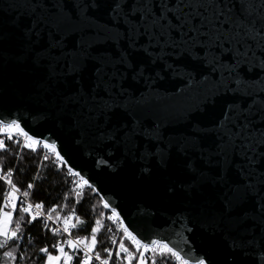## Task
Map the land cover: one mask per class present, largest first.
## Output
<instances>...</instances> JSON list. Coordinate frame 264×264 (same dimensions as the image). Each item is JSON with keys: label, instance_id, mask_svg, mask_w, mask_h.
<instances>
[{"label": "water", "instance_id": "95a60500", "mask_svg": "<svg viewBox=\"0 0 264 264\" xmlns=\"http://www.w3.org/2000/svg\"><path fill=\"white\" fill-rule=\"evenodd\" d=\"M204 2L0 0V123L54 146L141 243L264 264V142L229 140L264 130V0ZM182 10L223 11L226 38L169 28Z\"/></svg>", "mask_w": 264, "mask_h": 264}, {"label": "trees", "instance_id": "16d2710c", "mask_svg": "<svg viewBox=\"0 0 264 264\" xmlns=\"http://www.w3.org/2000/svg\"><path fill=\"white\" fill-rule=\"evenodd\" d=\"M20 133V132H19ZM1 134L0 140L4 141L5 147L0 149V171L13 170L12 185L20 193L29 192L30 202L42 205L46 214H51L60 226H68L71 229V237L85 239L91 243L92 229L99 227L96 233L97 243L92 250L100 259L106 256V249L110 247L109 221L107 209L103 201L92 187L87 186L77 176L65 167H57L55 161L57 155L50 153L45 159L42 150L43 144L26 141L22 144L16 136ZM36 144L34 147L33 145ZM27 145V147L25 146ZM43 147V148H42ZM31 185V187H29ZM83 193V195H77ZM7 194L6 187L0 181V213L1 205ZM55 209V211H52ZM12 210V219L8 227L9 233L17 231L16 224H20L18 237L10 240L4 248H0V264H45L48 254H56L54 246L58 236L54 235L49 227H45L40 220L33 219L19 209ZM57 216L60 217L57 220ZM70 217L65 224V218ZM99 221V225H97ZM72 225H75L73 227ZM4 237H0L3 241ZM47 249V252L41 251ZM73 253L72 264H79L82 255L76 249L65 247ZM11 251L13 258H8L4 253ZM178 264L175 256L167 250H149L143 256L144 264ZM139 252L133 260L121 264H140ZM94 264V262L89 263Z\"/></svg>", "mask_w": 264, "mask_h": 264}, {"label": "snow or ice", "instance_id": "6c2138e0", "mask_svg": "<svg viewBox=\"0 0 264 264\" xmlns=\"http://www.w3.org/2000/svg\"><path fill=\"white\" fill-rule=\"evenodd\" d=\"M194 2L195 3H200L201 0H187V3H185L184 5H185V7H187L188 4H191V3H194ZM204 3L215 4V6H216L215 8H220L221 7V5L218 2V0H205ZM196 15H198V14H196ZM221 17H223V20L220 19ZM178 21L179 22L175 26L169 25V28H173L176 31H179L181 28H187L188 31H195L197 33H200L201 28L206 26L208 28V30H209V33H210V36H211V40H213V41L219 40L221 35L225 39L226 35H225L224 25L231 23L230 18L227 15H225V13L223 11L216 12L215 15H213L212 13H209V15L207 17H200V24L194 26V24H193V16L189 15V14H185L184 11L182 10L181 13L178 14ZM217 22H219V24H220L219 28L217 27ZM7 129H8V131H11L13 129H19V125L9 124V125H7ZM0 130H3V129H0ZM241 133L243 135H241ZM254 133H256L258 135L259 139H255L254 138V136H253ZM262 137H264V130H259L257 132V130L252 127L251 122H247L245 124V126L240 129V132H235L234 131V132H230V134H229V140L233 144L234 147L237 146L236 145V141L237 140H241V141L244 142V146L241 148V153L243 155L246 154L245 150H248V151H252L253 150L252 142H255V143L264 142V141L261 140ZM11 138L12 137L9 136V139H11ZM33 143H38V142L37 141H33ZM25 146L27 147V145H25ZM4 147H5L4 141L0 140V149H3ZM44 147L45 148H52L54 150V146H52V145L45 144ZM57 158H59V157H57ZM45 159H47V156H45ZM164 163H166V162H164ZM69 171H71V170L69 169ZM72 174L76 175V173H72ZM9 175H11V174L9 173ZM84 183L86 184L87 181H84ZM29 187H31V185H29ZM13 191H16V190L13 188ZM24 195L27 196L28 193L25 192ZM77 195L78 196L79 195H83V193H77ZM13 207H15V206H13ZM32 207H33V205L30 204V205H28L26 208H24L22 210L25 213H29L30 209ZM42 207L43 206L40 205V204H36L35 205V208H37V209H40ZM104 207L107 208L108 205L105 204ZM52 211H55V209H53ZM4 217H5V219L3 221H0V236L4 237V240L0 241V248H4L8 244V242L10 240H14L15 238H17L18 237V232H19V229H20V224L17 223L16 224L17 231H12L11 233H9L7 226L11 222V219H12L11 213L5 212L4 213ZM35 218L36 217H33V219H35ZM49 219H51V214H49ZM59 219H60V217L57 216V220H59ZM69 219H70V217H66L65 218V224L68 223ZM99 223L100 222L97 221V225H99ZM72 226L75 227V225H72ZM64 231L67 232L68 228L65 227ZM98 231H99V227L92 229V236H91V243L90 244L86 243L85 239H80V240H76V241L68 240L67 243L71 247H75L78 244H84L85 247L88 248V251L91 252L94 249V247H95V245L97 243L96 233ZM125 233L130 238L132 243L135 245L137 251H140L141 247H143L144 251H148L149 249L151 251H156V249L159 248L161 250H167V252L171 253L172 256H176L177 255L175 252H172V249L169 248L167 244H160L158 241L153 240V241H151L150 245L149 244L141 245L140 241L137 240L135 236H132V234L127 231V229H125ZM112 243L115 244L116 241L113 240ZM41 251L47 252V249H42ZM59 251L66 256L67 260H71V256H67V254L64 253L63 247H60ZM120 251L128 253L129 254V258L130 259L132 258L131 257V253H129L128 248L125 247V244L123 242L120 243ZM4 255L6 257H8V258H13V253L11 251L4 253ZM109 255H111V253H109ZM59 259H60V257L52 256L50 254L47 257L48 264H53V262L58 261ZM96 259H98V260L100 259V256L98 254L96 256ZM84 264H88V260H85ZM101 264H109V262H108V260H103V261H101ZM141 264H143V253H141ZM153 264H156V262H153ZM161 264H162V261H161ZM200 264H205V262L203 260H201Z\"/></svg>", "mask_w": 264, "mask_h": 264}, {"label": "built area", "instance_id": "2783aa9c", "mask_svg": "<svg viewBox=\"0 0 264 264\" xmlns=\"http://www.w3.org/2000/svg\"><path fill=\"white\" fill-rule=\"evenodd\" d=\"M5 126L0 123V132L4 131ZM10 136V135H8ZM13 136V135H11ZM16 138L21 141V143L23 144L26 141V135L23 133H18L16 135ZM44 147V144H43ZM42 147V148H43ZM42 150H44L43 155H49L50 153L54 152L55 155L56 154V150L52 149V148H43ZM58 157V156H57ZM63 160L60 158H57L55 161V164L57 167H63L66 166V164L64 162H62ZM68 169V168H67ZM69 170V169H68ZM71 172V171H70ZM9 173L11 175H9ZM73 172H71L72 174ZM13 170L8 169L4 171H0V181L3 183V185L6 187L7 190V194L3 200L2 205H1V210H7V209H19L20 211L24 212L22 209L26 208L28 205H33V207L30 209V212L28 213V215H30L31 218L36 217L35 219L40 220L43 224H45V227H49L50 231L58 236L57 237V241L56 244L54 246V249L56 251H59L60 247H63V249L65 247H69L67 241L68 240H80L79 238L76 237H71V229L68 226H60L55 220H53V218L51 217V219H49V214H46L43 212L42 208L37 209L35 208V203L30 202V195L29 192L26 191L28 193L27 196L24 195V193H20L19 191H13V185H12V179H13ZM76 176V175H75ZM15 189V188H14ZM15 206V207H13ZM107 209V219L109 221V232H110V247L108 249H106V256L102 259H96V256L92 251L89 252L88 248L85 247L84 244H78L75 246V248H77L76 250L81 252L82 255V259L80 261L79 264H84L85 260H88V264L94 262V264H101V261L103 260H108L109 264H121V263H126L129 262L131 260H133L136 256V253L139 252V256L141 257V253H143V256L150 250L148 251H144L143 247H141L140 251L136 250L135 245L132 243V241L130 240V238L127 236V234L125 233V229L126 226L124 224H122V220L119 217V215L117 214L116 211H113L110 208H106ZM25 213V212H24ZM67 227L68 231L65 232L64 228ZM128 231V229H127ZM129 232V231H128ZM132 236H134L132 234ZM137 239V238H136ZM115 240L116 243L113 244L112 241ZM138 240V239H137ZM123 242L125 244V247L128 248L129 253H131V259L129 258V254L125 253V252H121L120 251V243ZM141 243V242H140ZM141 245H144L143 243H141ZM109 253H111V255H109ZM178 257V258H177ZM90 258V259H89ZM175 261L178 262V264H191L185 260H182V258H180L178 255L175 256Z\"/></svg>", "mask_w": 264, "mask_h": 264}, {"label": "rangeland", "instance_id": "374dc122", "mask_svg": "<svg viewBox=\"0 0 264 264\" xmlns=\"http://www.w3.org/2000/svg\"><path fill=\"white\" fill-rule=\"evenodd\" d=\"M9 125V124H8ZM5 126V128H4V131H2L1 132V134H6V135H16L17 133H19V132H21V130L20 129H13V130H11V131H8V129H7V125H4ZM22 133V132H21ZM25 138H27V136L25 137ZM33 141H35V140H32V139H30V138H28L27 139V141H26V143L29 145V144H31ZM38 142V141H37ZM38 143H41V142H38ZM41 144H43V143H41ZM45 145V144H44ZM34 147L36 146V144H34L33 145ZM5 212H7V213H11L12 214V210H2L1 211V213H0V221H3L4 219H5V217H4V213ZM10 226V223L8 224V226L7 227H9ZM8 231H9V229H8ZM10 232V231H9ZM0 237H2V236H0ZM70 250H74V249H77V248H75V247H71L70 246ZM64 253H66L67 254V256H71V260H67L66 259V256L64 255V254H62L60 251H58V252H56V254H50V255H52V256H58V257H60V259L58 260V261H55V262H53V264H72V262H73V253H70L69 251H67L66 249H64ZM49 255V254H48ZM48 255L46 256V260H45V264H48V260H47V257H48ZM141 264V263H140ZM143 264H144V262H143Z\"/></svg>", "mask_w": 264, "mask_h": 264}]
</instances>
